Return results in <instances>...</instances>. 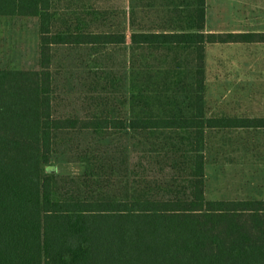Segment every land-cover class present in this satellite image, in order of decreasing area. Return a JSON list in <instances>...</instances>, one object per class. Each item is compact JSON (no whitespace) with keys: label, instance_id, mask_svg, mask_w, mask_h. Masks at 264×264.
Listing matches in <instances>:
<instances>
[{"label":"trees","instance_id":"obj_1","mask_svg":"<svg viewBox=\"0 0 264 264\" xmlns=\"http://www.w3.org/2000/svg\"><path fill=\"white\" fill-rule=\"evenodd\" d=\"M167 2L157 6L160 12ZM150 5L134 0L129 23L138 20L136 8L147 19ZM173 5L176 10L128 37L124 29H103L104 11L93 3L70 15L54 0H0V16L39 20V68H0V264H264V199L205 197L207 129L264 127V117L207 114L205 46L263 43L264 31L206 32V0ZM127 38L132 69L125 115L110 105L55 115L53 47L97 51L125 45ZM63 133L78 134L77 143ZM130 137L143 139L134 146L142 157L164 152L171 172L184 162L187 185L168 177L165 185L84 180L101 176L98 160L106 149L119 152L129 176ZM103 139L120 141L102 145ZM63 143H73L86 164L80 184L59 185L46 170Z\"/></svg>","mask_w":264,"mask_h":264},{"label":"rangeland","instance_id":"obj_2","mask_svg":"<svg viewBox=\"0 0 264 264\" xmlns=\"http://www.w3.org/2000/svg\"><path fill=\"white\" fill-rule=\"evenodd\" d=\"M54 1L64 14L70 15L77 8L93 3L104 11L102 17H106V22H99L103 29H124L128 37L132 29L154 23L162 14H167V10H176L177 6L173 4L181 3V0H167L166 4L171 1L172 6L165 4L164 9L161 7L165 12H160L157 6L166 0H151L155 5L148 7L147 19H142L145 14L136 8L138 20L132 25L129 20L134 0ZM205 31H264V0H206ZM53 51L51 69L55 115H86L100 112L103 107L108 109L109 105L124 114L122 101L130 94L132 69L129 38L125 45L108 46L97 51L66 45L54 46ZM205 51L207 114L217 117H264V42L207 43ZM149 54L146 61L150 65ZM0 68H39V20L36 17H0ZM128 131L131 135V130ZM69 134L61 135L77 143L75 138L78 134ZM89 138V135H84L82 143L87 145ZM114 139L110 142L103 139L99 143H119L120 139ZM129 141V176H125L119 152L114 155L106 149L98 160L104 164L101 176L84 180L94 182L91 185H96L94 179L107 180L101 185H126L128 180V185H152L155 181L165 185L168 177L173 185H187L185 180L189 172L185 170L184 162L179 169L171 172L167 165L164 166L167 159L164 152L147 151L142 157L141 150H135L134 146L143 139L130 137ZM148 141L146 145L151 146L150 139ZM73 143L61 144L46 166L48 172L61 180L59 185L80 184V178L85 174L86 164L80 160V150L72 147ZM104 155H109V158L103 159ZM112 156L113 159H110ZM205 159L207 199H264V127L207 129Z\"/></svg>","mask_w":264,"mask_h":264},{"label":"crops","instance_id":"obj_3","mask_svg":"<svg viewBox=\"0 0 264 264\" xmlns=\"http://www.w3.org/2000/svg\"><path fill=\"white\" fill-rule=\"evenodd\" d=\"M0 17H5V16H0Z\"/></svg>","mask_w":264,"mask_h":264}]
</instances>
